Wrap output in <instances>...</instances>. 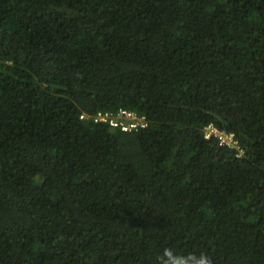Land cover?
<instances>
[{
	"label": "trees",
	"instance_id": "obj_1",
	"mask_svg": "<svg viewBox=\"0 0 264 264\" xmlns=\"http://www.w3.org/2000/svg\"><path fill=\"white\" fill-rule=\"evenodd\" d=\"M166 247L264 264V0H0V264Z\"/></svg>",
	"mask_w": 264,
	"mask_h": 264
},
{
	"label": "clouds",
	"instance_id": "obj_2",
	"mask_svg": "<svg viewBox=\"0 0 264 264\" xmlns=\"http://www.w3.org/2000/svg\"><path fill=\"white\" fill-rule=\"evenodd\" d=\"M120 113L129 116L128 113L132 112L121 110ZM103 120L106 121V119ZM137 120L146 125V122L143 119L138 118ZM97 121H99V119H97ZM157 264H213V261L208 255L202 252L199 254H196L194 252L181 254L172 248L166 247L164 248L162 253L157 256Z\"/></svg>",
	"mask_w": 264,
	"mask_h": 264
},
{
	"label": "built area",
	"instance_id": "obj_3",
	"mask_svg": "<svg viewBox=\"0 0 264 264\" xmlns=\"http://www.w3.org/2000/svg\"><path fill=\"white\" fill-rule=\"evenodd\" d=\"M123 113H126V112H123ZM128 115L132 116L136 120L138 119L137 116L133 113H128ZM205 137L207 139L218 137L221 145H224L230 148H238L239 143L236 140L235 135L233 133H229L224 130H219L218 127L214 126L213 124L206 127Z\"/></svg>",
	"mask_w": 264,
	"mask_h": 264
}]
</instances>
